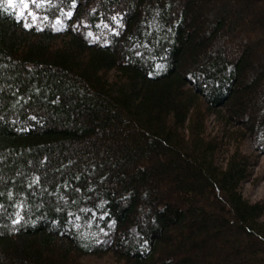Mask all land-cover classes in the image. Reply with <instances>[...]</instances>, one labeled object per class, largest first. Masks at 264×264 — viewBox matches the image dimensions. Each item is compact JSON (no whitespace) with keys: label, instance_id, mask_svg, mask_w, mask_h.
<instances>
[{"label":"trees","instance_id":"1","mask_svg":"<svg viewBox=\"0 0 264 264\" xmlns=\"http://www.w3.org/2000/svg\"><path fill=\"white\" fill-rule=\"evenodd\" d=\"M36 3L0 0V264H264V0Z\"/></svg>","mask_w":264,"mask_h":264},{"label":"rangeland","instance_id":"2","mask_svg":"<svg viewBox=\"0 0 264 264\" xmlns=\"http://www.w3.org/2000/svg\"><path fill=\"white\" fill-rule=\"evenodd\" d=\"M14 1H18V0H13V2ZM28 18H31V20L33 21L32 17L28 16L27 13H25L23 19H21L20 17V20L23 25H24V21H27ZM245 151H247V148H245ZM254 174H255L254 179L250 183L244 185L243 187V192L245 197L251 202H256L258 200L264 199V156L260 158L259 166L255 169ZM112 241L113 239H107L105 241L106 246L110 247ZM82 263L83 264H119L110 255L101 256V257H94V256L85 257L82 260Z\"/></svg>","mask_w":264,"mask_h":264},{"label":"snow or ice","instance_id":"3","mask_svg":"<svg viewBox=\"0 0 264 264\" xmlns=\"http://www.w3.org/2000/svg\"><path fill=\"white\" fill-rule=\"evenodd\" d=\"M18 2L22 5V8L24 9V11L18 13L21 19H23L25 13H27L28 16H31L33 20L37 19V17L32 12L28 11L31 4H35L36 7L40 6L39 4L36 3V0H18ZM12 5H13V0H9V6L11 7ZM67 15L70 17L72 14L69 12L67 13ZM59 23L60 21L57 20V24ZM24 27L29 28L31 27V25L27 21H24ZM89 35H91V33H89Z\"/></svg>","mask_w":264,"mask_h":264}]
</instances>
